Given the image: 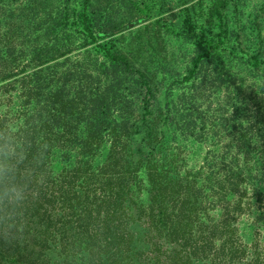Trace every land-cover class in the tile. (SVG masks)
Returning a JSON list of instances; mask_svg holds the SVG:
<instances>
[{"label": "trees", "instance_id": "obj_1", "mask_svg": "<svg viewBox=\"0 0 264 264\" xmlns=\"http://www.w3.org/2000/svg\"><path fill=\"white\" fill-rule=\"evenodd\" d=\"M158 1L131 0L150 18ZM231 1L212 0L207 24L220 31L198 43L184 81L224 43ZM101 14L94 0L74 8L70 0H0V143L15 145L24 188L19 203L0 201V264H264V237L237 224L254 210L244 202L256 187L251 164L264 156V102L247 123L233 105L236 152L221 155L224 177L208 186L203 168L176 175L164 144L184 113L169 96L153 109L155 75L136 65L140 52L122 51L121 25ZM144 170L148 206L137 196ZM255 187L263 201L264 188ZM218 203L225 210L216 220Z\"/></svg>", "mask_w": 264, "mask_h": 264}, {"label": "rangeland", "instance_id": "obj_2", "mask_svg": "<svg viewBox=\"0 0 264 264\" xmlns=\"http://www.w3.org/2000/svg\"><path fill=\"white\" fill-rule=\"evenodd\" d=\"M65 1L57 0V4L65 5ZM79 1L70 0L71 7L78 6ZM94 3L101 8L103 21L110 17L121 25L116 35L122 51L140 52L143 58L136 59V65L143 69L147 67V71L155 75L160 93L153 109L164 107L169 96L184 113L178 117L174 132L164 144L165 165L172 167L180 176L193 175L203 168L206 180L201 179V184L209 182L208 186H212L218 175L224 177L225 174L222 153L229 146H234L231 143L237 131L233 105L237 103L241 119L247 123L252 111L264 102V0H232L229 3L225 10L228 29L225 41L210 56H202L203 60L190 81L183 79L194 68V59L200 56L198 43L217 37L220 31V28L207 24L212 0H159L157 9L160 13L151 18L145 17L131 0H94ZM158 18L162 23L156 22ZM185 19H190L192 26ZM209 46L204 43V47ZM79 53L72 55V59L83 56L82 52ZM253 57L262 59L260 67L253 64ZM130 83L135 85L132 81ZM133 100L141 115V100ZM234 150L231 149V156L236 152ZM230 155L227 157L229 160ZM263 163L264 156L255 155L251 165L257 174L256 187L253 184L248 186L244 202L249 201L254 210L247 208L238 215L237 224L241 231L264 237V197L263 201H258L257 195H253L254 187L264 188ZM140 176L143 181L137 196L148 206L146 171H142ZM213 184L215 187L218 185L216 182ZM224 210L225 206L218 203L210 212L218 220ZM22 228L25 230L24 226Z\"/></svg>", "mask_w": 264, "mask_h": 264}, {"label": "clouds", "instance_id": "obj_3", "mask_svg": "<svg viewBox=\"0 0 264 264\" xmlns=\"http://www.w3.org/2000/svg\"><path fill=\"white\" fill-rule=\"evenodd\" d=\"M18 153L12 142L0 143V201L17 204L24 198V188L17 180Z\"/></svg>", "mask_w": 264, "mask_h": 264}]
</instances>
